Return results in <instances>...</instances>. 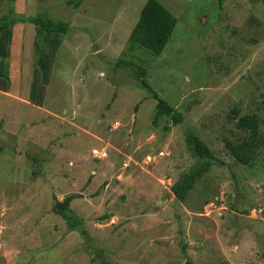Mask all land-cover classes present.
I'll list each match as a JSON object with an SVG mask.
<instances>
[{
	"label": "rangeland",
	"instance_id": "1",
	"mask_svg": "<svg viewBox=\"0 0 264 264\" xmlns=\"http://www.w3.org/2000/svg\"><path fill=\"white\" fill-rule=\"evenodd\" d=\"M147 0H12V76L0 90V264H264V148L252 166L225 139L233 108L264 129V0H163L178 23L160 55L129 49ZM65 20L44 106L29 100L31 17ZM125 58L147 60L152 87L184 120L153 122L157 100ZM137 107V108H136ZM215 161L185 201L172 185ZM84 235L54 212L69 195Z\"/></svg>",
	"mask_w": 264,
	"mask_h": 264
},
{
	"label": "trees",
	"instance_id": "2",
	"mask_svg": "<svg viewBox=\"0 0 264 264\" xmlns=\"http://www.w3.org/2000/svg\"><path fill=\"white\" fill-rule=\"evenodd\" d=\"M12 0H0V11ZM47 1V0H43ZM83 0H76L79 5ZM17 18L8 13L0 15V90L8 92L12 84V76L6 58L12 53L11 44L15 36V24ZM35 24L34 51L36 60L34 63L29 100L37 105L44 106L47 97L48 85L51 81L57 54L63 43V38L70 30V24L65 20H57L41 13L30 18ZM176 15L169 10L163 0H147L143 5L138 21L134 25L129 36V49L144 48L153 55H160L170 42L177 26ZM119 64L131 66L136 71L137 77H141V87L146 89L157 100L153 122L164 118L167 121L165 128H169L168 122L173 124L183 122V110L171 104L159 95L148 78V65L145 58L137 63L120 58ZM137 108V107H136ZM231 118L235 120L237 133L234 138L225 139V149L234 159L244 165L252 166L257 160L260 151L264 148V129L262 119L256 112L241 114L239 107L235 106ZM189 149L198 157L196 164L188 171L182 173L180 178L172 185V192L180 201H185L196 183L211 170L215 161L212 148L193 130H188L185 136ZM3 146L0 145V152ZM75 195L67 196L63 201L57 200L53 207L54 212L62 216L71 229H78L87 235L83 228L84 220L78 216L71 207V201ZM264 258V254H263Z\"/></svg>",
	"mask_w": 264,
	"mask_h": 264
}]
</instances>
